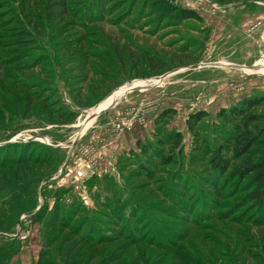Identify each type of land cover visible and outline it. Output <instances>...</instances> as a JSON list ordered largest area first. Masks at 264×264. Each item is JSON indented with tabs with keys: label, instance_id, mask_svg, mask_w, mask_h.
Listing matches in <instances>:
<instances>
[{
	"label": "rangeland",
	"instance_id": "374dc122",
	"mask_svg": "<svg viewBox=\"0 0 264 264\" xmlns=\"http://www.w3.org/2000/svg\"><path fill=\"white\" fill-rule=\"evenodd\" d=\"M263 58L264 0H0V264H264V201L197 152L264 127Z\"/></svg>",
	"mask_w": 264,
	"mask_h": 264
},
{
	"label": "trees",
	"instance_id": "16d2710c",
	"mask_svg": "<svg viewBox=\"0 0 264 264\" xmlns=\"http://www.w3.org/2000/svg\"><path fill=\"white\" fill-rule=\"evenodd\" d=\"M112 84L104 87L102 91L91 94L90 101L97 103L112 89ZM258 104L243 102L235 106L227 113H222L221 118L230 125L233 134L226 145L202 146L197 152L206 158L212 174H222L227 171L229 160L235 164L230 175L239 181L246 180L251 192L246 200L260 205L264 201V127H260V115L255 114ZM199 120L200 117H194ZM174 147H179L181 136L175 133L170 136ZM138 145V144H137ZM140 146V145H138ZM169 156L163 157L165 164L169 163ZM227 158V159H225ZM36 162L37 165L44 164ZM215 173V174H214Z\"/></svg>",
	"mask_w": 264,
	"mask_h": 264
},
{
	"label": "bare ground",
	"instance_id": "6f19581e",
	"mask_svg": "<svg viewBox=\"0 0 264 264\" xmlns=\"http://www.w3.org/2000/svg\"><path fill=\"white\" fill-rule=\"evenodd\" d=\"M263 62H264V58H263V60H260L258 62V64H262ZM221 65L227 66V64H221ZM217 66H219V65H216V67ZM244 72L245 73H248V74H253L255 72V70H253V69H245ZM259 73H260V75H263L264 74V70L261 71V72L259 71ZM165 78H168V76H164L163 78L161 77V79L160 78L154 79L152 81V83H151L152 87H156V86L161 85L162 84V79H165ZM137 88L140 89V90L143 89L142 84H138L137 87L134 86V87L130 88L128 91H124V92L123 91H120L119 93H116V94L112 95L111 97L106 98L103 102H101L99 104V107L91 110V112L89 114L90 116L85 120V122H82V126H83L82 127V131H81V134L79 133L80 135L78 137L82 136L90 128V126L92 125V123L94 121V119L92 118V116L97 115V113H99L100 110L104 107V105H106L110 100L115 99V98L119 97L122 94L131 93L132 90H138Z\"/></svg>",
	"mask_w": 264,
	"mask_h": 264
},
{
	"label": "built area",
	"instance_id": "2783aa9c",
	"mask_svg": "<svg viewBox=\"0 0 264 264\" xmlns=\"http://www.w3.org/2000/svg\"><path fill=\"white\" fill-rule=\"evenodd\" d=\"M130 126H131V122L126 121V122L122 123V125L120 127L118 126V128H119L120 131H122V129H124V128L128 129ZM77 166L78 167L74 171V174H73V178H74L75 181H79L80 179H82L84 177V173L86 172L84 170V167L85 168H89L88 165L81 164V163H78Z\"/></svg>",
	"mask_w": 264,
	"mask_h": 264
},
{
	"label": "water",
	"instance_id": "95a60500",
	"mask_svg": "<svg viewBox=\"0 0 264 264\" xmlns=\"http://www.w3.org/2000/svg\"><path fill=\"white\" fill-rule=\"evenodd\" d=\"M193 68H198L197 66L196 67H193ZM163 78V77H162ZM133 91H136V90H132L131 92H133ZM116 105V104H115ZM115 105H113V106H110L109 108H107V109H105V110H103V111H100L99 113H97V115H95V116H92V118L94 119V121H95V119L98 117V116H100V115H102V114H104V113H107L111 108H113ZM79 137H77L76 139H75V141L78 139ZM74 141V142H75Z\"/></svg>",
	"mask_w": 264,
	"mask_h": 264
},
{
	"label": "crops",
	"instance_id": "0c3cea01",
	"mask_svg": "<svg viewBox=\"0 0 264 264\" xmlns=\"http://www.w3.org/2000/svg\"><path fill=\"white\" fill-rule=\"evenodd\" d=\"M262 60H263V59H262ZM137 89H138V88H137ZM128 90H129V89H128ZM128 90H127V91H128ZM126 94H128V93H125V94H122V95L125 96ZM117 98H119V97H117ZM115 99H116V98H115ZM115 99H112V100H115ZM103 101H104V100H103ZM104 106H105V105H104ZM98 107H99V106H98ZM101 110H102V109H101ZM114 113H115V111L113 112V114H114ZM113 114H112V115H113ZM113 116H114V115H113ZM80 126H82V125H80ZM125 146H127V144H126ZM125 146H122V148H124Z\"/></svg>",
	"mask_w": 264,
	"mask_h": 264
}]
</instances>
